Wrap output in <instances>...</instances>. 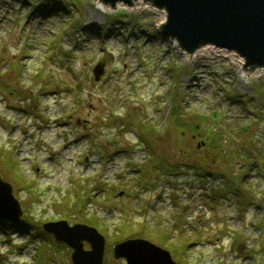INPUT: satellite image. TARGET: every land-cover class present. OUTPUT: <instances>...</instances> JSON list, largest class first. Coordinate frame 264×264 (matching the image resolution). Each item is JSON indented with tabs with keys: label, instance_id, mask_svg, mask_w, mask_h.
Returning <instances> with one entry per match:
<instances>
[{
	"label": "rangeland",
	"instance_id": "obj_1",
	"mask_svg": "<svg viewBox=\"0 0 264 264\" xmlns=\"http://www.w3.org/2000/svg\"><path fill=\"white\" fill-rule=\"evenodd\" d=\"M58 1L0 0V177L24 218L85 224L62 218L61 202L79 185L105 183L87 207L101 225L86 224L106 239L104 264H127L110 244L126 225L171 255L161 239L187 244L182 264H264V68L245 69L225 48L191 56L163 37L167 11L146 0L105 11L102 0ZM182 120L199 129L174 125ZM142 127L163 146L158 169L181 168L149 177L147 189L138 185L151 160ZM10 149L30 188L8 170ZM38 248L27 234L0 231V264H45ZM69 250L45 262L72 264Z\"/></svg>",
	"mask_w": 264,
	"mask_h": 264
},
{
	"label": "water",
	"instance_id": "obj_2",
	"mask_svg": "<svg viewBox=\"0 0 264 264\" xmlns=\"http://www.w3.org/2000/svg\"><path fill=\"white\" fill-rule=\"evenodd\" d=\"M136 0H102L115 8L131 6ZM167 11L162 26L164 38H173L189 53L205 45L236 51L246 61L245 69L264 68V0H146ZM105 64L93 69L100 80ZM13 187L0 177V221L19 222L24 218ZM44 232L72 250V264H104L106 239L97 228L86 224L69 225L65 220L47 222ZM85 244L89 249H85ZM115 259L127 264H178L171 253L145 239H128L113 248Z\"/></svg>",
	"mask_w": 264,
	"mask_h": 264
},
{
	"label": "trees",
	"instance_id": "obj_3",
	"mask_svg": "<svg viewBox=\"0 0 264 264\" xmlns=\"http://www.w3.org/2000/svg\"><path fill=\"white\" fill-rule=\"evenodd\" d=\"M22 1V0H19ZM48 1L51 0H41V5L43 4L44 6H46V3ZM57 4L62 5V3L58 0H54ZM78 3L80 4V2L78 1ZM72 5L75 7V2L72 3ZM82 5V4H80ZM38 9V7H37ZM79 23V22H78ZM99 30H101V33H105V31L107 30L106 27H99ZM251 68H248L247 70L250 71ZM7 86H5L4 84H0V90H4L6 89ZM174 112V111H173ZM172 116H175V112L172 114ZM176 127L178 128H187L189 127L191 129V132L194 133V131L199 129V125L194 126V124L189 125L187 122H184L182 120L181 124L175 123L174 124ZM150 128V127H149ZM146 127H142L141 130H139L140 132V139L142 140L143 143H147L148 145V150L150 152L151 155V160H149V164L145 166V168L141 171V178H140V182L138 183V185L140 187H144L147 189L148 187V178H153L155 177V175H157L156 173L160 172H164L167 173L168 175L173 173V172H177L180 171L181 168L179 167V165H172L171 164H167L165 162V165H163L164 169H158V167L156 166L155 162L157 161L155 158L160 156V152L162 151L161 148H163V146H161L159 144L158 141V137H155L154 135H156L154 128L149 129ZM152 135V136H151ZM7 158H6V165L8 167V170H10L11 175L13 176V178L16 180L17 184L20 186H24L23 189L26 188H30V183L26 184V182L24 183V178H25V174H23L21 172V169H19V163L16 160V158H14L13 156V151L10 149L7 151ZM153 160V161H152ZM208 162L207 159L203 158L200 161H202V165H205L206 161ZM201 165V166H202ZM150 166V168H149ZM185 167H187L186 165H183ZM201 166L198 167L196 166L195 168L197 170H202ZM207 169H205L202 172V176L208 177V176H213V174L209 173L208 171H206ZM152 174V175H151ZM245 176H242V179ZM23 183V184H22ZM234 183H236V181H234ZM31 184H34V182H32ZM35 185V184H34ZM31 194H34V187H32V189L28 190ZM108 189L106 188V184L105 183H98L97 185L92 184L91 182H88L86 185L82 186L79 185L77 189H75L73 196L71 194H68L67 196H65L63 198V202H61L63 204L64 210L63 211L65 214L62 216L66 217L67 219L74 221V222H80V223H85L88 225H92L95 227H99L101 224V220L96 216V214H92V216H88L89 212H87V207H89L91 204H94V202L96 203V201H94L99 194L101 193H107ZM71 193V192H68ZM212 200H215L214 198H212ZM59 206H62L61 204H59ZM112 207V206H111ZM143 227V226H141ZM141 229V228H140ZM139 229V230H140ZM13 230H18V232L27 234L28 236V240L30 241H38L39 242V248H38V252L40 253V258L43 256L45 257L42 262L47 264L45 261L47 260V262L49 261V257H47L48 253L50 251H52V253H60V254H64L65 251L69 252V248L68 246H66L65 244L58 242L54 239V237L50 234H47L46 232H44L43 228H42V224L34 217L31 215L26 216L23 220H21L20 222H10V221H0V231L1 232H11ZM101 232L106 233L107 230L105 229H100ZM115 233L113 234V237L110 240V244H117L118 242H121L127 238H138V237H143V233L140 232L137 233L134 230H131V227L126 225L125 228H123L122 230H120V228H117L116 230H114ZM168 234L167 238H169L170 236V232L167 231H163V235L164 234ZM201 235V234H200ZM161 246H164L167 248H169V250L172 252V255L174 257V259L176 261H178V263L182 264V259H184L183 256H185V251L187 249V244H185V249L183 250H179V248L177 247H170L168 245L165 244V238L161 239L159 243H157ZM110 247V245L108 246V248ZM37 252V254H38ZM42 257V258H43ZM47 257V258H46ZM41 258V259H42ZM51 261V260H50ZM54 262V261H53ZM50 264V263H48ZM57 264V263H55ZM71 264V263H70Z\"/></svg>",
	"mask_w": 264,
	"mask_h": 264
},
{
	"label": "bare ground",
	"instance_id": "obj_4",
	"mask_svg": "<svg viewBox=\"0 0 264 264\" xmlns=\"http://www.w3.org/2000/svg\"><path fill=\"white\" fill-rule=\"evenodd\" d=\"M101 9H102V11H105V10H107V6L103 4V5H101ZM174 44L176 46H178V43L176 41H175ZM223 53H227V52L222 51V49L220 50L219 48H216V47H213V46H204V47H201L199 50H197L191 56L198 57V56H201V55H219V54H223ZM188 56H189V54H188ZM231 56L233 57V55H231ZM236 61L238 63H241L242 62L241 59H239V58H236ZM258 73H259V75H264V71H260ZM258 73L256 75H258ZM241 75L244 76V77L247 76V74L243 70L241 71Z\"/></svg>",
	"mask_w": 264,
	"mask_h": 264
}]
</instances>
